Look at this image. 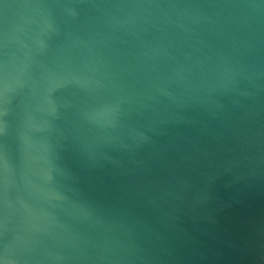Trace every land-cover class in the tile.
<instances>
[{
  "label": "water",
  "instance_id": "1",
  "mask_svg": "<svg viewBox=\"0 0 264 264\" xmlns=\"http://www.w3.org/2000/svg\"><path fill=\"white\" fill-rule=\"evenodd\" d=\"M0 264H264V0H0Z\"/></svg>",
  "mask_w": 264,
  "mask_h": 264
}]
</instances>
